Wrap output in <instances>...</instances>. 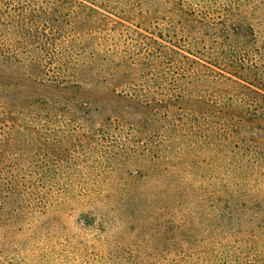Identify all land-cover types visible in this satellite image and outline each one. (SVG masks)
<instances>
[{
	"label": "rangeland",
	"instance_id": "1",
	"mask_svg": "<svg viewBox=\"0 0 264 264\" xmlns=\"http://www.w3.org/2000/svg\"><path fill=\"white\" fill-rule=\"evenodd\" d=\"M178 1L132 3L158 27L167 16L205 33L193 126L175 148L160 133L129 140V130L97 127L57 151L55 138L24 133L21 150L2 161L35 173L14 201L1 200L0 264H264V97L211 69L213 23L232 0H192L205 24L177 12ZM239 8L257 33L247 61L264 83V0ZM237 47L227 52L246 57Z\"/></svg>",
	"mask_w": 264,
	"mask_h": 264
},
{
	"label": "trees",
	"instance_id": "2",
	"mask_svg": "<svg viewBox=\"0 0 264 264\" xmlns=\"http://www.w3.org/2000/svg\"><path fill=\"white\" fill-rule=\"evenodd\" d=\"M177 4V12L207 22L196 16L192 0ZM138 10L132 0H0V203L14 201L35 173L2 161L21 150L26 132L55 138L57 151L75 134L97 127L129 130V140L160 133L175 148L184 127L193 126L205 33L194 35L187 21L167 16L158 27L151 10ZM136 16L146 26L125 24ZM212 30L220 45L211 65L219 70L209 68L264 97L258 63L247 61L258 36L239 0ZM233 45L246 57L228 53ZM178 160L175 149L169 162Z\"/></svg>",
	"mask_w": 264,
	"mask_h": 264
}]
</instances>
